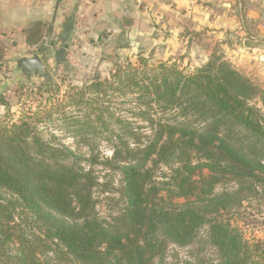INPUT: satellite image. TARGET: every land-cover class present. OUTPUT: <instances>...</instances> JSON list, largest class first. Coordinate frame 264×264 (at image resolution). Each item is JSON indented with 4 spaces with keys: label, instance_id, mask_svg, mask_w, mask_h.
I'll list each match as a JSON object with an SVG mask.
<instances>
[{
    "label": "trees",
    "instance_id": "16d2710c",
    "mask_svg": "<svg viewBox=\"0 0 264 264\" xmlns=\"http://www.w3.org/2000/svg\"><path fill=\"white\" fill-rule=\"evenodd\" d=\"M26 42L42 51L38 30ZM137 61L143 68L123 78L144 103L151 133L142 139L125 126L133 141L118 136L105 159L121 176L126 204L112 221L96 213L95 156L44 137L40 114L36 126L0 120V264H165L170 246L201 237L216 258L184 264H264V243L248 242L232 224L246 219V206L264 209V89L215 53L188 73ZM154 107L168 115L154 119Z\"/></svg>",
    "mask_w": 264,
    "mask_h": 264
},
{
    "label": "rangeland",
    "instance_id": "374dc122",
    "mask_svg": "<svg viewBox=\"0 0 264 264\" xmlns=\"http://www.w3.org/2000/svg\"><path fill=\"white\" fill-rule=\"evenodd\" d=\"M172 30V25L153 24L149 29H143L144 35H137L133 41H124L119 46L104 28L98 37L94 36L92 46L87 41L81 45L72 42L68 49L67 66L63 65L61 69L50 66L55 79L54 87H44L41 79L36 77H32L30 83L6 84V80L17 73L13 60L23 53L30 55L36 52V47L29 45L27 49L18 50L11 43L0 42V93L6 101V104H0V120L10 124L25 118L36 126V113L40 114L37 126L44 137L53 134L56 143H64L76 154L87 159L95 156L98 163L91 167L99 185L93 194L96 213L102 220L112 221L126 205L121 191V176L117 170L105 165V159L112 156L114 146L120 141L118 136L122 137V141L132 142L131 129L141 133L142 139L151 133L150 123L139 112L145 108L144 103L138 105V93L123 78L124 75H131L134 69L143 68L138 64L139 58L147 59V66L162 61L188 73L205 64L215 53L264 89V80L258 79L254 73L250 74L253 70L238 66L237 60H234L236 47L233 45H225L223 40H210V35L205 32L187 36L185 32L183 35H172ZM120 48L122 51L119 54ZM118 68L121 69L117 72L120 77H112ZM119 78H123V84ZM96 80H107L108 86L100 91L89 87ZM81 90L85 92L82 95ZM164 114L168 115L167 112ZM164 114L156 107L151 111L154 119H161ZM99 115L100 119L97 118ZM125 126L129 130L126 133ZM166 171L165 168L159 170L158 179H162ZM257 210L259 208L255 204L246 206L245 212L249 213L246 219L233 221L232 224L239 228L248 242L260 240L264 243V209L259 215ZM203 239L201 237L198 242L186 247L170 246L165 253V264H184L197 257L215 259V250Z\"/></svg>",
    "mask_w": 264,
    "mask_h": 264
},
{
    "label": "crops",
    "instance_id": "0c3cea01",
    "mask_svg": "<svg viewBox=\"0 0 264 264\" xmlns=\"http://www.w3.org/2000/svg\"><path fill=\"white\" fill-rule=\"evenodd\" d=\"M153 24L233 45L238 66L264 80V0H0V42L24 50L38 30L49 69L67 66L71 43L92 46L104 28L120 46Z\"/></svg>",
    "mask_w": 264,
    "mask_h": 264
},
{
    "label": "water",
    "instance_id": "95a60500",
    "mask_svg": "<svg viewBox=\"0 0 264 264\" xmlns=\"http://www.w3.org/2000/svg\"><path fill=\"white\" fill-rule=\"evenodd\" d=\"M118 50V53L120 54L122 48ZM13 62L17 73L7 79L6 84H13L17 82L30 83L32 77H36L41 79L44 87L55 86V79L51 71L37 52H33L30 55H20L16 57Z\"/></svg>",
    "mask_w": 264,
    "mask_h": 264
}]
</instances>
